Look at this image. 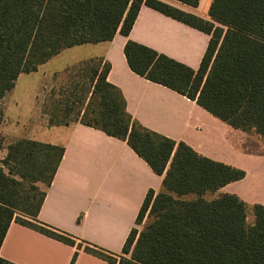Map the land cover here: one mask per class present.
<instances>
[{"label":"trees","instance_id":"obj_1","mask_svg":"<svg viewBox=\"0 0 264 264\" xmlns=\"http://www.w3.org/2000/svg\"><path fill=\"white\" fill-rule=\"evenodd\" d=\"M176 1L197 7L200 0ZM142 5L210 39L196 70L128 40L123 53L129 69L264 140V0H211L208 20L160 0H0V103L20 75L36 72L61 51L109 42L116 33L128 36ZM83 65L77 76L83 80L73 76L66 89L51 90L49 124L79 122L126 141L163 176L161 190L147 192L135 220L140 229L133 228L121 254H113L37 220L64 148L15 140L0 163V247L15 221L110 264H264V206H251L247 224V206L236 195L205 198L243 179L245 171L144 128L107 81L109 63L100 58ZM0 264L12 263L0 257Z\"/></svg>","mask_w":264,"mask_h":264},{"label":"crops","instance_id":"obj_2","mask_svg":"<svg viewBox=\"0 0 264 264\" xmlns=\"http://www.w3.org/2000/svg\"><path fill=\"white\" fill-rule=\"evenodd\" d=\"M160 1L208 20L209 0H200L197 7L176 0ZM209 39V35L142 5L128 36L116 33L109 42L65 49L43 64L66 55L44 74L59 75L83 61L103 59L110 65L107 81L120 90L133 120L185 143L203 157L245 171L243 179L218 193L236 195L247 207L264 206V140L232 129L195 101L133 73L123 53L130 40L196 70ZM67 57L73 61L62 62ZM13 90L0 103V163L8 144L22 138L64 148L37 220L121 254L130 231L139 229L135 220L147 192L158 193L163 176L155 174L124 140L79 122L50 125L49 114L39 102V90L32 94L31 105L17 114L18 101L9 98ZM75 252L74 264H110L15 221L0 247V257L12 264H70Z\"/></svg>","mask_w":264,"mask_h":264},{"label":"rangeland","instance_id":"obj_3","mask_svg":"<svg viewBox=\"0 0 264 264\" xmlns=\"http://www.w3.org/2000/svg\"><path fill=\"white\" fill-rule=\"evenodd\" d=\"M209 0V4H210ZM208 4V5H209ZM66 56L61 55V57H59L57 59V61H50L49 63H47L46 65L40 66L36 71V73L33 72V74L30 73V75L28 76L27 74H22L23 76L17 80L16 87L15 89L12 91L11 95H10V100H17L18 101V106L17 108H15V111H17V114H20L18 111L22 112L24 110H26V108L31 105V99L32 98V94L36 91L39 90V102L42 105V109L44 107V109L48 110L49 106L48 104L50 103V92L51 90L55 89V91L58 93L59 91H62L63 89L67 88V85L70 81V77L75 76L76 80H83L81 77H77V76H81L84 74V67L85 65H83L82 67L81 64L87 61H83L79 64H76L75 66L69 68V70H66L65 72L61 73V74H54L53 76H46L44 73L51 71L52 69H54V65H58V63L60 62V58L63 59V57ZM73 61V59L70 58H66L64 59L62 62L64 61ZM55 92V93H56ZM56 98H59L56 96ZM3 105V104H2ZM1 105V106H2ZM0 106V108H1ZM76 117V111H73L70 114L69 119H74ZM0 119H1V111H0ZM219 193H215V194H207L205 196L206 199H212L214 197H216ZM246 216H247V224H251L253 221V214H252V209L251 207H247L246 210ZM138 228L140 229V226H138Z\"/></svg>","mask_w":264,"mask_h":264}]
</instances>
